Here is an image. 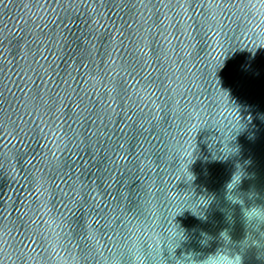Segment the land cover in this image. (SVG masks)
<instances>
[{"label": "water", "instance_id": "water-1", "mask_svg": "<svg viewBox=\"0 0 264 264\" xmlns=\"http://www.w3.org/2000/svg\"><path fill=\"white\" fill-rule=\"evenodd\" d=\"M0 264H264V0H0Z\"/></svg>", "mask_w": 264, "mask_h": 264}]
</instances>
